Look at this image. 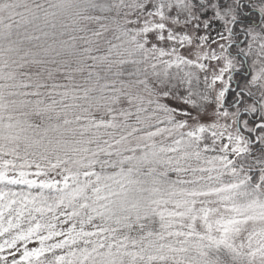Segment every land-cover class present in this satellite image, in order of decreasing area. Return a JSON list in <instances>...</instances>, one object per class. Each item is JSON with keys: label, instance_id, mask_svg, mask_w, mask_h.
<instances>
[{"label": "snow or ice", "instance_id": "1", "mask_svg": "<svg viewBox=\"0 0 264 264\" xmlns=\"http://www.w3.org/2000/svg\"><path fill=\"white\" fill-rule=\"evenodd\" d=\"M0 238L264 264V0H0Z\"/></svg>", "mask_w": 264, "mask_h": 264}, {"label": "rangeland", "instance_id": "2", "mask_svg": "<svg viewBox=\"0 0 264 264\" xmlns=\"http://www.w3.org/2000/svg\"><path fill=\"white\" fill-rule=\"evenodd\" d=\"M0 242H2V238H0ZM36 246H38V245L34 241L29 243V247H36ZM0 255H7V250H5V252H3V253H0Z\"/></svg>", "mask_w": 264, "mask_h": 264}]
</instances>
